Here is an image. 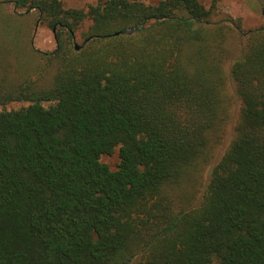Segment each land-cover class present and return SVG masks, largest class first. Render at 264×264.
<instances>
[{"label":"trees","instance_id":"obj_1","mask_svg":"<svg viewBox=\"0 0 264 264\" xmlns=\"http://www.w3.org/2000/svg\"><path fill=\"white\" fill-rule=\"evenodd\" d=\"M14 1L57 46L0 60V264H264V26L228 70L200 0Z\"/></svg>","mask_w":264,"mask_h":264},{"label":"rangeland","instance_id":"obj_2","mask_svg":"<svg viewBox=\"0 0 264 264\" xmlns=\"http://www.w3.org/2000/svg\"><path fill=\"white\" fill-rule=\"evenodd\" d=\"M65 8H84L87 10L90 5L96 4L97 0H61ZM156 3L160 0H148ZM206 8H213L215 18L220 19L226 16L235 19L233 28L229 31L226 46L230 51V58L226 68L231 69L233 61L240 55L242 46L247 43L246 32L250 29H257L264 26V0H200ZM240 24V26H238ZM90 21L79 26L75 32L74 42L82 43L84 32L88 29ZM54 28L36 9L19 8L14 0H0V43L6 52L0 56L3 67L7 70L10 78H20L21 74L31 71L41 58L40 52H49L56 48L57 40ZM36 77V76H34ZM48 77V75H47ZM25 101H12L5 107L7 109H18L28 105ZM239 108L237 106L236 111ZM233 122L231 130L225 142L219 147L217 157L213 164L204 173V181L210 178L212 167L220 160L225 150L234 137ZM104 162L112 168L119 163L118 150L112 155H104ZM192 195V194H190ZM195 197L183 201L185 205L192 203ZM200 200V199H199ZM182 201V200H180Z\"/></svg>","mask_w":264,"mask_h":264},{"label":"water","instance_id":"obj_3","mask_svg":"<svg viewBox=\"0 0 264 264\" xmlns=\"http://www.w3.org/2000/svg\"><path fill=\"white\" fill-rule=\"evenodd\" d=\"M55 29H56V27H54L53 30L55 31ZM121 32H125V31H121ZM118 33H120V32H116L114 34H118ZM75 47H76L77 50H79L80 49V44L78 42H75Z\"/></svg>","mask_w":264,"mask_h":264}]
</instances>
